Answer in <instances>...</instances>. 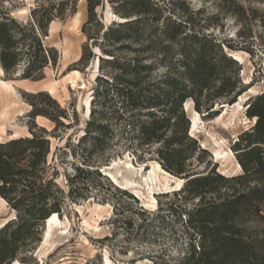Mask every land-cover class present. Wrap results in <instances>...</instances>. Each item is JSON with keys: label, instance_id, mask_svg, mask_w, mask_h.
<instances>
[{"label": "rangeland", "instance_id": "rangeland-1", "mask_svg": "<svg viewBox=\"0 0 264 264\" xmlns=\"http://www.w3.org/2000/svg\"><path fill=\"white\" fill-rule=\"evenodd\" d=\"M144 1L104 0L96 9L97 20L86 24L89 21L88 0H0V20L9 22L10 17L24 24L32 21L31 10L36 6L42 4L51 7L55 4L51 8L55 16L48 35L42 36L43 44L51 50V58L43 68L41 78L34 80L20 76L31 58L28 53L31 38L27 30L19 27L15 28L16 34L19 37L27 35L19 43L21 59L14 70H10V73L4 70L1 77L13 81L21 99V103L9 110L7 132L29 136L33 130L47 131L50 138L47 176L56 183V186H51L50 192L61 200L54 222L49 221L51 216L38 219V222L31 219L29 228L17 233V239L8 247L6 255H1L0 249L2 264H105L106 255L114 264H174L188 255L193 245L198 249L199 233L189 226L186 211L197 206L200 197L192 195L189 191L191 187L186 183L178 193L176 191L180 188L176 189L174 181L171 182L173 187L165 186L160 177L164 172L169 175L173 173L161 162L158 153L161 143L138 145L139 126L130 128L126 117L116 115L117 110L122 112L123 103V97L115 90L120 75L132 80L140 78L139 84L130 85V88H157L160 79L170 73L178 76L183 71L180 40L185 34L171 41L165 37L162 29L165 17L171 13L188 23L185 29L187 34L194 32L210 37L225 52L232 55L236 51L244 58L237 64L223 65L217 71L219 77H231L232 82L240 81L237 90H241L244 96L241 106L235 110V102H229L231 97H222L214 104L216 114L206 116L207 112L203 109V112H198L197 126H190L189 135H193V140L186 141L183 146L185 156H189L186 161L189 172L203 175L216 164V171L226 176L243 173L232 145L242 132L255 124V118L246 113L247 103L264 92V1L182 0L183 3L175 4L174 0H152L161 7L163 16L158 20L143 22L140 40L133 38L124 43H105V47L117 58L102 62L103 68H99L100 58L97 57L99 54L107 55L100 52L98 47L94 48L88 62L79 61L84 51L89 54L93 48V40L88 38L85 25L88 31L101 36L103 27H108L114 21L127 20L119 14L125 15L126 12L143 8ZM62 2L65 5L60 10ZM76 15L79 23L74 21ZM52 24L54 31L51 32ZM225 41L234 47L230 48ZM186 42L190 43L189 40ZM122 44H129L130 47H123ZM165 46H168L167 53L164 52ZM218 52L217 47L215 55L219 59ZM137 58L141 60L138 62ZM138 63L151 67L141 70L138 75L134 71H124L123 67H133ZM97 76L104 77V80H98ZM182 79L179 77L180 82ZM215 82L219 86V80ZM52 85L56 87L54 94L48 92ZM94 88H109L105 95L98 97L97 105L106 113L109 132L93 149L92 138L80 142V137L91 118L89 113L91 100L95 96ZM215 88L211 91L214 92ZM241 95L236 98L237 101ZM192 100L187 98L183 107L189 103L190 110L185 109L186 118L193 120L197 109ZM222 105L225 106L222 108ZM36 106L55 116L56 121L45 115L34 116ZM141 110L137 112L138 118H150L148 111L153 109ZM222 115L224 123L219 120ZM183 124L187 125V122ZM10 139L5 136L0 142ZM195 145H201L207 151L197 153L193 150ZM217 152L222 158L217 156ZM139 154L145 158L139 159ZM156 163L160 164L162 170H157L156 176H151ZM77 166H85L84 171L77 172ZM78 174L81 178L75 179ZM111 174L117 177L119 183ZM182 177L184 182L187 181L185 176ZM126 185H129L126 187L129 193L122 190ZM76 186L77 189L71 192V188ZM214 186L213 191L204 193L206 200H216L220 195L230 194L234 183ZM243 187L241 185L239 188ZM155 199L158 203L156 207L152 205ZM5 200L0 198V223L7 219L12 225L0 234V241L9 238V234L21 222L18 211L12 207L9 199ZM53 201L51 198L46 203L37 204V207L51 212ZM97 204H101L102 208L96 210ZM262 209L264 215V203ZM98 214L101 218L100 230L88 225L99 217ZM241 227L250 239L264 237V217L245 215Z\"/></svg>", "mask_w": 264, "mask_h": 264}, {"label": "trees", "instance_id": "trees-1", "mask_svg": "<svg viewBox=\"0 0 264 264\" xmlns=\"http://www.w3.org/2000/svg\"><path fill=\"white\" fill-rule=\"evenodd\" d=\"M103 1L88 0L89 21L86 24L97 20L96 9ZM174 1L175 4L183 3L182 0ZM152 4H154L152 0H146L143 8L126 12L125 15L119 14L127 20L114 21L108 27H103L101 36L88 31L85 25L88 38L93 40V48L89 54L84 51L79 61L88 62L93 56L92 51H95V47L107 55H98L99 68H103L102 62L114 61L117 57L105 47V43H124L133 38L136 41L140 40L143 36V22L150 19L158 20L163 16L161 7L155 4L152 6ZM64 5L65 3H60V10ZM54 6L55 4L51 7L42 4L36 6L31 10L32 21L25 24L10 17L9 22L0 20V59L4 70L10 73V70H14L21 59L19 43L25 40L27 35L19 37L15 32V28L19 27L24 31L27 30L31 38L28 44V53L31 58L20 76L34 80L41 78V72L51 58V50L43 44L42 36L48 35L49 26L54 20L55 13L51 11ZM175 16V13L166 16L162 29L165 37L171 41L185 34L180 40L183 55L180 62L183 71L178 76L170 73L160 79L157 88H130V85H138L140 78L132 80L120 75L117 78L119 84L115 90L123 97V103L121 104L122 112H119V109L116 115L119 118L126 117L130 128L134 129L137 125L139 126L138 145L151 146L154 143H161L158 153L163 166L168 168L173 175L185 176L187 180L180 190L176 191L177 193L184 189L186 183L188 187H191L190 193L200 197L198 205L186 211L189 226L199 233L200 245L198 249L193 245L188 255L174 264H264V249L262 248L264 237L250 239L245 229L241 227L245 215L264 217L262 214L264 203V92L255 98H250L246 113L249 117L255 118V124L252 128L242 132L232 145L233 150L237 152V159L243 173L229 177L216 171V164L206 174L190 173L186 164L189 156H185L183 146L186 141L193 140V135H189L192 121L190 117L186 118L183 103L187 98H192L197 112H203L205 109L207 112L205 115L211 116L217 113V110H213L217 99L231 97L229 102L234 104L237 97L243 93L237 90L240 81L232 82L231 77H219L220 73H217L223 65L229 66L239 61L230 53L225 52L221 46L219 47L214 39L194 32L187 34L185 29L188 23ZM224 43L230 48L234 47L231 43H226V41ZM263 45L262 48H264ZM121 46L130 47L129 44ZM217 47L220 54L219 59L215 55ZM164 52H168V46L164 47ZM140 60L137 58L138 62ZM150 67L138 63L133 67L123 68L125 72L134 71L138 75L141 70ZM179 77L183 78L181 82ZM103 78L97 76L98 80H104ZM216 80H219V86H216ZM214 87H216L215 91L212 92L211 89ZM108 90L109 88H94L95 96L91 100L92 107L89 113L91 118L84 134L80 137V142L92 138L93 149L100 145L109 132L106 113L97 106L98 97L105 95ZM143 108L153 109L148 111L150 118L137 117L139 115L137 112H141ZM33 114L34 116L45 115L56 121L55 116L37 106ZM185 121L187 125L183 124ZM169 131L171 136H169ZM46 133L45 129L41 132L33 130L29 136H20L0 142V196L9 199L12 207L18 211L21 221L9 234V238H2L0 241L1 255L7 254L8 247L17 239V233L29 228L31 219L38 222V219H48L53 213L60 211V198L53 196L50 192L51 186H56V183L47 176L46 163L50 153V138ZM85 150L88 151L87 148ZM193 150L197 153L207 151L201 145H195ZM138 158L143 160L145 157L139 154ZM84 162L88 164L85 159ZM84 169L85 166L76 167L79 173ZM74 178L79 179L81 176L78 174ZM228 182L234 183L230 194L220 195L216 200H206L204 193L213 191L215 184H227ZM241 185L244 187L239 188ZM75 189L77 186L72 187L71 192ZM122 190L124 193H129L126 189ZM51 198L54 200L50 206L51 212H47L43 207H37V204L46 203ZM27 201H30L29 205ZM11 225V221L4 224L0 228V234L6 232ZM259 244L262 246H258ZM0 264H2L1 260Z\"/></svg>", "mask_w": 264, "mask_h": 264}, {"label": "bare ground", "instance_id": "bare-ground-1", "mask_svg": "<svg viewBox=\"0 0 264 264\" xmlns=\"http://www.w3.org/2000/svg\"><path fill=\"white\" fill-rule=\"evenodd\" d=\"M74 21L76 23H79L78 15H76V17L74 18ZM53 24H54V22H53ZM53 24L50 27L51 28L50 29L51 32L54 31ZM232 56H234V58H236L238 61H243L244 60L243 56L240 53H236V51L234 53H232ZM2 75H4V69L0 65V121H1L0 122V141H3L5 136H7L8 138H11V139L18 138V137L21 136L19 132H14L12 134H9L7 132V130H8V122H9V110H10V108L12 106L16 107L18 103H21V99H20V96L18 95V93L16 91V87H15L13 81H9V80L3 79V77H1ZM55 91H56L55 85H52V86L49 87V91L48 92L54 94ZM243 99H244V96L241 95L240 99L235 102V106H234L235 107V110L238 109L241 106V103H242ZM185 109L187 111L190 110L189 103L186 104ZM197 115H198V112H196V115L192 117L193 120H192L191 128L197 126ZM233 115H235V113ZM222 117H223V115L219 118V120L222 123H224ZM11 125H13V124H11ZM217 156H219V158L220 157L222 158V156H220L219 152H217ZM157 170H162V168L160 167V164L159 163H156V166L153 169V175H151V176H156ZM111 175L115 179V181L119 183V180L117 179V177H115L113 174H111ZM160 178H162L165 186L167 185V186L173 187V184L171 183L172 181H174L176 183V185H175L176 186V189H179V188H181L184 185V179L183 178L177 177V176H173V175H169L168 173H165V172L162 175V177H160ZM129 184H132V183L130 182ZM127 186H129V185H126L125 186V189H127L126 188ZM0 198L4 202H6V200L2 196H0ZM157 204H158L157 203V199H155V201L152 202V205L154 207H156ZM101 208H102V205L101 204H97L96 205V210L101 209ZM98 216H99L98 218H95L93 220V223H88L89 227H94V228H98L99 229V227L101 225L99 223V220L101 218H100V214H98ZM56 218H57V213H54L53 216L51 215V218L49 219V221L50 222H54L56 220ZM5 223H7V219L5 221H3V222L0 223V228ZM104 263L105 264H114L113 261L111 260V258L108 255H106V260L104 261Z\"/></svg>", "mask_w": 264, "mask_h": 264}, {"label": "water", "instance_id": "water-1", "mask_svg": "<svg viewBox=\"0 0 264 264\" xmlns=\"http://www.w3.org/2000/svg\"><path fill=\"white\" fill-rule=\"evenodd\" d=\"M222 107H224V105H222ZM191 121H192V119H191ZM102 172L104 173V170H102ZM105 174V173H104Z\"/></svg>", "mask_w": 264, "mask_h": 264}]
</instances>
